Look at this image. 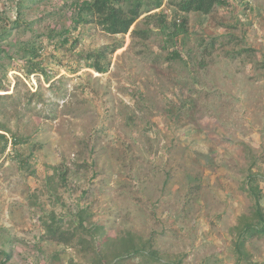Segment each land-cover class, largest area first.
<instances>
[{"label": "rangeland", "instance_id": "1", "mask_svg": "<svg viewBox=\"0 0 264 264\" xmlns=\"http://www.w3.org/2000/svg\"><path fill=\"white\" fill-rule=\"evenodd\" d=\"M83 1L0 0V264H264V0Z\"/></svg>", "mask_w": 264, "mask_h": 264}, {"label": "trees", "instance_id": "2", "mask_svg": "<svg viewBox=\"0 0 264 264\" xmlns=\"http://www.w3.org/2000/svg\"><path fill=\"white\" fill-rule=\"evenodd\" d=\"M125 1V5L123 2ZM118 2V3H117ZM224 0H182L179 3V8L183 12L200 11L203 13H209L212 11L215 5L223 4ZM162 5V0L155 2V8ZM143 6V0H84L80 4V11L90 14V17L96 16L98 23L104 27V29L112 34L127 33L131 28V25L141 15ZM79 20L89 21L88 18L81 17ZM81 21V22H82ZM185 23L182 22V25ZM185 26V25H184ZM182 26L181 30H184ZM119 46H115L113 51ZM104 51L98 53L96 56L91 54L89 59H92L91 67L99 72H105L107 67L101 63V58L105 57ZM263 224L261 227L247 226L245 231L254 230L255 233H264V216L261 215ZM58 227L50 225L48 228L52 234L58 233ZM4 264V263H2Z\"/></svg>", "mask_w": 264, "mask_h": 264}]
</instances>
